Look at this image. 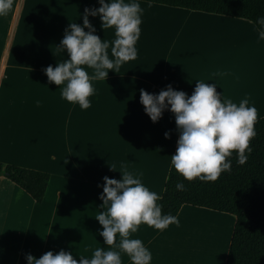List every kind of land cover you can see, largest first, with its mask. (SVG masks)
Wrapping results in <instances>:
<instances>
[{
	"label": "crops",
	"instance_id": "1",
	"mask_svg": "<svg viewBox=\"0 0 264 264\" xmlns=\"http://www.w3.org/2000/svg\"><path fill=\"white\" fill-rule=\"evenodd\" d=\"M138 2L143 8L138 55L122 63L117 73L93 81L96 92L87 109L62 98L60 86L49 83L43 69L69 58L58 48L65 30L71 22L82 25L80 14L86 7L98 8L99 0H13L12 9L0 16V162L51 176L40 204L0 178V264H13L15 253L18 262L27 264L29 253L39 258L63 249L79 260L91 258L97 247L115 248L104 244L99 235L103 226L96 219L104 210L98 185L105 176L119 180L120 171L126 170L163 195L179 133L169 110L156 123L150 119L140 89L158 94L172 85L191 95L197 81L216 83L224 99L238 104L247 98L258 109L257 120L264 117V70L252 76L259 67L264 69V39L252 22ZM89 19L101 39L115 38L114 29L104 30L98 16ZM244 32L253 35L252 44ZM211 216L229 227L226 245L219 240L217 250L208 245L218 237L209 235L213 231L219 236L225 224L213 228V223L202 221ZM177 217L178 224L164 230L142 223L132 234L151 251V264H176L180 252L185 264L191 242L200 251L198 264H211L221 253L225 264L234 216L184 205ZM192 219V231L185 233ZM121 259L132 264L124 252Z\"/></svg>",
	"mask_w": 264,
	"mask_h": 264
},
{
	"label": "clouds",
	"instance_id": "2",
	"mask_svg": "<svg viewBox=\"0 0 264 264\" xmlns=\"http://www.w3.org/2000/svg\"><path fill=\"white\" fill-rule=\"evenodd\" d=\"M99 5L86 7L80 14L83 24L71 22L65 30L58 48L66 51L69 58L43 69L49 83L60 86L62 98L78 103L82 109L91 106L89 98L96 92L93 81L108 78L110 71L117 73L115 69L138 55L136 43L141 35L143 12L138 0H99ZM12 7L13 0H0V16ZM97 16L104 30L114 29L112 41L101 39L97 34L89 19ZM256 22L264 28V15L258 16ZM259 36L264 39V31ZM139 92L140 102L154 123L162 118L165 110L175 115L179 136L171 162L185 179L215 181L222 172L231 169L230 157L234 153L240 164L251 155L250 142L257 135L258 109L247 98L237 104L224 99L216 83L202 81L196 82L191 95L172 85L158 94L144 89ZM165 137L170 138V133L166 132ZM120 172L122 179L105 176L104 184L98 185L103 188L100 200L104 209L96 216L103 226L99 235L105 245H115V248L97 247L91 258L79 256V260L63 249L47 251L39 258L29 253L27 264H122L121 252L130 257L132 264H151V251L132 234L142 223L164 230L172 223L178 224V217L162 212L164 205L158 203L159 194L145 186L138 176L126 170ZM175 187L182 191L185 185L177 182Z\"/></svg>",
	"mask_w": 264,
	"mask_h": 264
},
{
	"label": "trees",
	"instance_id": "3",
	"mask_svg": "<svg viewBox=\"0 0 264 264\" xmlns=\"http://www.w3.org/2000/svg\"><path fill=\"white\" fill-rule=\"evenodd\" d=\"M150 3L246 19L259 31L257 22L264 15V0H141ZM248 160L240 164L235 153L232 167L215 181L185 179L171 165L165 191L158 203L162 212L178 216L184 205L207 208L234 216L235 227L225 264H264V117L255 122ZM5 177L42 203L51 176L48 173L0 162V178ZM182 182L184 190L175 185Z\"/></svg>",
	"mask_w": 264,
	"mask_h": 264
},
{
	"label": "rangeland",
	"instance_id": "4",
	"mask_svg": "<svg viewBox=\"0 0 264 264\" xmlns=\"http://www.w3.org/2000/svg\"><path fill=\"white\" fill-rule=\"evenodd\" d=\"M20 1V0H19ZM244 51H246V49H247V46L245 47V43H244ZM261 49V48H260ZM261 51H263L262 49L260 50V54H262V52ZM264 111V110H263ZM262 112V111H261ZM211 217H213V219L212 218H202V221L203 222H206V221H208L209 223H213L214 225H213V228H218V226L217 225H221V224H225V221H222V220H218L217 218H215L214 216H211ZM232 217V216H231ZM193 220L194 219H192V221H188V223H187V226L185 227V233H187V232H191L192 230V228H193V224H194V222H193ZM216 220V222H219V223H216V222H214ZM216 223V224H215ZM227 226V224H225V227ZM231 226V225H230ZM228 236H229V234H228ZM209 237L210 238H212V236H210L209 235ZM219 240H220V238L218 237V241H216V238L212 241H210V243H211V245H208L207 243H203L202 244V248L203 249H206L205 247H207V245L208 246H210V248L211 249H214V250H217L218 248H219V246H218V244H219ZM227 240H228V238H227ZM227 240H226V243H227ZM193 242H195V240H193ZM196 242H198V240L196 241ZM192 243V242H191ZM191 243H188L187 244V247H189V249L187 248V252H186V254H185V258H184V261H185V264H190L191 263V261H192V264H198L197 263V261L199 260V258L201 257L200 256V251L198 252V250H196V248H195V244H193V246H194V248H192L193 246H190L191 245ZM226 243H225V245H226ZM224 245V246H225ZM215 253V252H214ZM16 255H13L12 256V258H15V260H12V263L13 264H23L22 262H18L17 261V259H16V256H17V253H15ZM204 254H205V252H204ZM187 255H188V257H190V259H191V261H190V259H187ZM216 257V256H215ZM215 257H213V258H211L210 259V261H211V264H221V261H222V257H223V253H221V255H220V258L218 259V260H216V258ZM10 259H11V257H10ZM180 259V260H179ZM179 259H177V261H176V264H182V254H181V252H180V255H179ZM204 260V259H203ZM193 261H196V262H193ZM200 261H201V258H200Z\"/></svg>",
	"mask_w": 264,
	"mask_h": 264
},
{
	"label": "bare ground",
	"instance_id": "5",
	"mask_svg": "<svg viewBox=\"0 0 264 264\" xmlns=\"http://www.w3.org/2000/svg\"><path fill=\"white\" fill-rule=\"evenodd\" d=\"M242 29H240V31H241ZM241 33H243L242 31H241ZM245 33H247V35H244V36H246V38H247V40H248V42L250 43V42H252V40H253V35L252 34H249L250 32H244V34ZM248 44V43H247ZM250 44H252V43H250ZM243 53H241V55H242ZM238 60H240V62L241 63H243V61H244V57H241V59L239 58ZM259 62H260V58H259ZM264 69H262V68H260L259 67V70L257 69V72H252V76H253V74L254 75H256V76H259V74H260V71H263ZM251 76V77H252ZM252 88H253V86H251ZM252 88H249V93H250V91H252ZM219 223V222H218ZM223 231L222 232H219V236H217V233L216 232H213L212 231V233H210L211 234V236L212 237H219L220 238V240H221V243H222V241H224V243L226 242V240H227V238H228V234H229V227H225L224 226V228L222 229Z\"/></svg>",
	"mask_w": 264,
	"mask_h": 264
}]
</instances>
